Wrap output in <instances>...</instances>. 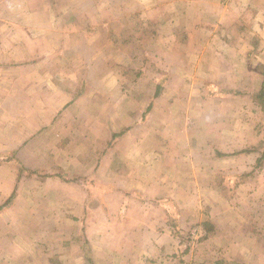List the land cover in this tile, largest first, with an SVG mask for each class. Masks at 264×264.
Here are the masks:
<instances>
[{
    "label": "crops",
    "instance_id": "obj_1",
    "mask_svg": "<svg viewBox=\"0 0 264 264\" xmlns=\"http://www.w3.org/2000/svg\"><path fill=\"white\" fill-rule=\"evenodd\" d=\"M263 73L264 0H0V264H264Z\"/></svg>",
    "mask_w": 264,
    "mask_h": 264
},
{
    "label": "trees",
    "instance_id": "obj_2",
    "mask_svg": "<svg viewBox=\"0 0 264 264\" xmlns=\"http://www.w3.org/2000/svg\"><path fill=\"white\" fill-rule=\"evenodd\" d=\"M263 77H264V73H263ZM255 99L258 101V103L260 104L261 108L264 111V81H263L262 89L257 92V94L255 95ZM262 159L263 158L258 160L257 167H260L262 165Z\"/></svg>",
    "mask_w": 264,
    "mask_h": 264
},
{
    "label": "built area",
    "instance_id": "obj_3",
    "mask_svg": "<svg viewBox=\"0 0 264 264\" xmlns=\"http://www.w3.org/2000/svg\"><path fill=\"white\" fill-rule=\"evenodd\" d=\"M196 238H197V236H196L195 231H194V232L192 233V235H191V239L196 240Z\"/></svg>",
    "mask_w": 264,
    "mask_h": 264
}]
</instances>
